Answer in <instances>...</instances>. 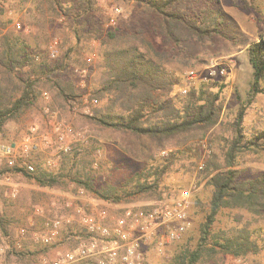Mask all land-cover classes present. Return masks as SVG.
<instances>
[{"label":"rangeland","instance_id":"obj_1","mask_svg":"<svg viewBox=\"0 0 264 264\" xmlns=\"http://www.w3.org/2000/svg\"><path fill=\"white\" fill-rule=\"evenodd\" d=\"M62 1L70 4L74 0ZM209 2L210 0H189V10L199 12L206 4H211ZM95 7L98 10L92 15L104 21L105 36L80 42L77 49L70 54L74 59L80 58L82 64L71 63L69 69L62 73L64 77L75 82L84 97L67 102L57 97L54 90L45 87L43 90L49 92V97L46 98L43 93L36 107L27 110L20 118L9 120L4 131L0 133L1 142L20 143L32 134L31 127L36 126V138L32 143H38L39 150L32 153L31 160L37 168L40 165L50 170L51 168L44 166V160L52 156L60 157V166L51 169L60 175V182L55 187L39 185L35 178L10 166L7 158L0 157V216L7 211L5 221L10 226L14 242L13 247L11 238L5 237L0 230V243L8 245L6 256L2 257V264H34L43 256L55 259L57 255L72 249L76 245L73 240L63 238L59 243L47 246L38 241L37 237L48 230L47 223L51 219L65 220L70 215L78 219L77 207L83 205L87 211L106 209L110 214H115L120 212V207L126 205H146L170 199L196 179L192 225L185 239L168 245L163 251L155 245H151L146 251L145 264H173L174 256L182 246L188 244L195 248L199 244L202 226L209 212L213 188L207 183V172L198 169L205 151L201 143H207L210 155L216 153L218 161L224 164V150L228 146L225 140L234 136V123L242 108V126L247 138L252 139L259 131L264 130V91L250 96L253 68L248 55L249 44L264 34V0L214 1L211 7L221 9L223 13L220 33L205 41L189 38L175 45L173 58L167 65L181 78L182 84L186 82L187 71H201L214 60L226 61L229 67L225 77L215 80L225 85L222 87L218 84L214 87L215 91H221L220 123L206 132L195 130L189 135L185 146L168 142L163 150L146 137L138 139L130 133L101 126L90 117L94 110L104 103L99 101L94 104L90 99L94 83L102 76L100 65L104 50L121 42V39H108L106 33L112 30L117 35H125L138 28H149L155 19V14L146 4L135 0H96ZM4 8V19L12 20L8 27L21 31L31 48L43 51L51 64L62 62L66 53L77 44L74 34L76 22L73 18L65 17L61 20L60 16H51L44 20L37 13L36 0H7ZM116 8H120V12L116 14V22L109 24ZM17 22L22 23L21 29L16 27ZM55 41L59 42V51L58 56L52 58L48 46ZM155 42L158 46L162 44L160 39H155ZM89 56L93 57L90 63L87 62ZM175 93H181L180 86L175 89L173 95ZM56 125L61 126L62 130L67 126L73 128L64 143L69 146L67 152L56 142ZM188 145L200 146V159L195 153L188 152ZM95 148L97 150L93 157L90 177L96 186L112 180L119 183L126 175L142 169L147 170L163 162L169 167L157 188L133 194L121 201L104 199L94 190L81 187L74 181L73 166L76 158L82 157L85 149L95 153ZM178 150L186 153L175 154ZM164 151L167 154H164ZM210 155L206 156L207 159ZM239 157L238 167L244 177H253L264 171V148L251 145L244 153H240ZM242 227L249 230L261 246L258 253L235 257L218 252L212 257L202 258L195 264H264V214L256 215L242 208H223L210 229L214 232ZM66 228L67 226L63 227L64 237ZM69 228L79 230L80 226L75 222ZM22 231L25 232L24 236H21ZM14 248L27 253L25 260L11 252Z\"/></svg>","mask_w":264,"mask_h":264},{"label":"trees","instance_id":"obj_2","mask_svg":"<svg viewBox=\"0 0 264 264\" xmlns=\"http://www.w3.org/2000/svg\"><path fill=\"white\" fill-rule=\"evenodd\" d=\"M5 1L0 0V133L9 120L20 118L38 105L40 96L48 92L43 90L45 87L54 90L57 97L67 102L84 97L75 82L62 73L69 69L71 63L82 64L80 58L74 59L70 54L80 42L105 36L104 21L92 15L98 10L96 0H74L70 4L62 0H36L37 13L44 20L51 16H64L76 22L74 34L77 44L71 47L62 62L51 64L43 51L31 48L21 31L8 27L12 20L4 19ZM135 1L146 4L155 14V19L149 28H138L132 33L117 35L112 30L106 33L108 39H121V42L104 50L100 65L102 76L94 83L90 96L91 100L96 98L104 103L90 117L101 126L130 133L138 139L146 137L160 149L168 142L185 146L195 130L206 132L220 123L221 91H215L214 87L225 85L208 81L191 86L185 95H173L182 80L167 63L173 58L175 45L182 41L189 38L205 41L220 33L223 13L221 9L211 7L216 0H210L211 4H206L196 13L189 10V0ZM155 39H160L161 46ZM248 55L253 68L250 96H254L264 91V34L249 44ZM243 117L244 108L234 123V136L225 140L228 143L224 150L225 163L218 161L216 153L206 161L204 171L213 192L200 242L195 248L188 244L182 246L176 252L173 264H195L218 252L242 257L258 253L261 249L256 238L243 227L214 232L210 229L223 208H242L256 215L264 214V171L253 177H244L238 167L240 153L251 145L264 148V130L248 139L242 126ZM96 150L94 153L85 149L82 157L76 158L74 181L81 187L94 190L104 199L121 201L157 188L169 167L163 162L126 175L119 183L112 180L96 186L90 177ZM187 150L201 158L199 145H188ZM178 152L186 153L181 150L174 153ZM13 168L20 170L16 166ZM23 173L44 187H55L60 182L59 174L40 165L33 173ZM6 214L5 210L0 216V230L12 241L13 233L5 221ZM11 244L14 247L13 241ZM11 252L23 260L27 256L26 252L15 248Z\"/></svg>","mask_w":264,"mask_h":264},{"label":"built area","instance_id":"obj_3","mask_svg":"<svg viewBox=\"0 0 264 264\" xmlns=\"http://www.w3.org/2000/svg\"><path fill=\"white\" fill-rule=\"evenodd\" d=\"M119 12L120 8H116L115 15L109 19V24L116 22V14ZM64 18L61 17V20ZM16 27L21 29L22 23L17 22ZM58 44L59 42L55 41L48 46L50 57L58 56ZM92 61V56L87 57L88 63ZM228 67L226 61L214 60L201 71L190 69L185 75V84L180 85L181 94H187L191 86L225 77ZM44 96L48 98V92H44ZM92 102L96 104L99 101L95 98ZM31 129L32 134L23 142L0 141V157L7 158L10 166L18 167L20 172L33 173L37 170L35 162L31 160L32 153L39 150V144L32 143L36 138L37 127L32 126ZM71 132H73L71 126L63 130L59 125L55 127L56 142L65 152L69 151V146L64 143ZM201 145L205 151L199 162V171L205 169L206 156L210 155L207 143L202 142ZM164 154L167 153L164 151ZM59 158L47 157L44 166L58 168ZM196 191L197 181L193 179L170 199L146 205H126L120 207V212L115 214H110L106 209L87 211L83 205L77 207L78 219L73 215L67 216L65 220L51 219L47 223L48 230L37 237L38 241L47 246L55 245L63 238L73 240L76 245L68 252L57 255L55 259L43 256L34 264H145L146 251L151 245L163 251L168 245L185 239L192 225V205ZM75 222L80 226L79 230L69 228ZM64 226H67L65 237ZM24 235L25 232L22 231L21 236ZM7 249L8 245L0 243V264L2 257L7 254Z\"/></svg>","mask_w":264,"mask_h":264}]
</instances>
